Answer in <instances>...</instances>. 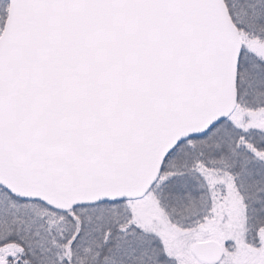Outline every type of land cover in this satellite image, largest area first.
<instances>
[{
	"label": "snow or ice",
	"instance_id": "obj_1",
	"mask_svg": "<svg viewBox=\"0 0 264 264\" xmlns=\"http://www.w3.org/2000/svg\"><path fill=\"white\" fill-rule=\"evenodd\" d=\"M0 264H264V0H0Z\"/></svg>",
	"mask_w": 264,
	"mask_h": 264
}]
</instances>
